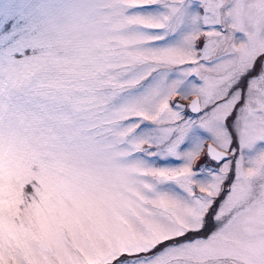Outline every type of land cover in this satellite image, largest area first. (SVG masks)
Instances as JSON below:
<instances>
[{
    "label": "snow or ice",
    "instance_id": "1",
    "mask_svg": "<svg viewBox=\"0 0 264 264\" xmlns=\"http://www.w3.org/2000/svg\"><path fill=\"white\" fill-rule=\"evenodd\" d=\"M0 264H264V0H0Z\"/></svg>",
    "mask_w": 264,
    "mask_h": 264
}]
</instances>
